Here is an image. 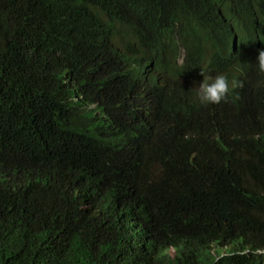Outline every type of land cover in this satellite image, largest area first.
Masks as SVG:
<instances>
[{"label":"trees","instance_id":"obj_1","mask_svg":"<svg viewBox=\"0 0 264 264\" xmlns=\"http://www.w3.org/2000/svg\"><path fill=\"white\" fill-rule=\"evenodd\" d=\"M260 49L264 0H0V264H264Z\"/></svg>","mask_w":264,"mask_h":264},{"label":"clouds","instance_id":"obj_2","mask_svg":"<svg viewBox=\"0 0 264 264\" xmlns=\"http://www.w3.org/2000/svg\"><path fill=\"white\" fill-rule=\"evenodd\" d=\"M229 28L231 33L230 44L234 51L237 49L238 38L234 28L232 26ZM185 62H188L190 69L177 80L181 82L182 87L188 89L190 94L197 96L202 105L227 102L230 98V92L244 86L243 81L230 80L228 75L235 71L233 64L225 66L218 58L214 60L212 56L210 59V55L207 53L203 59H193V56H190L184 47H180L176 63L182 65ZM194 62L198 63L194 64ZM257 67L260 73H264V49L258 50ZM179 70L184 72L185 69L180 68Z\"/></svg>","mask_w":264,"mask_h":264}]
</instances>
